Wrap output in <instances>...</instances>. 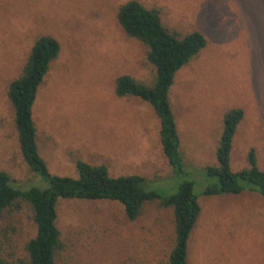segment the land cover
Wrapping results in <instances>:
<instances>
[{
    "label": "rangeland",
    "instance_id": "rangeland-1",
    "mask_svg": "<svg viewBox=\"0 0 264 264\" xmlns=\"http://www.w3.org/2000/svg\"><path fill=\"white\" fill-rule=\"evenodd\" d=\"M123 1L0 0V168L17 184L27 187L39 177L22 154L7 92L40 32L54 33L63 46L35 107L39 151L50 170L75 176L80 157L108 165L114 175L143 174L162 187L173 176L152 107L114 90L118 75L145 84L156 75L146 46L117 20ZM141 1L158 5L178 32L201 29L208 40L177 73L172 89L187 164H216L223 114L242 107L232 168L249 167L254 149L264 169V0ZM200 201L190 264H264L263 196L246 190L201 195ZM24 207L21 240L36 231ZM172 219L171 209L154 203L130 221L118 201L61 200L65 249L58 264H161L174 238Z\"/></svg>",
    "mask_w": 264,
    "mask_h": 264
},
{
    "label": "trees",
    "instance_id": "trees-1",
    "mask_svg": "<svg viewBox=\"0 0 264 264\" xmlns=\"http://www.w3.org/2000/svg\"><path fill=\"white\" fill-rule=\"evenodd\" d=\"M117 20L127 36L146 46L147 59L156 75L151 84L129 74L118 75L115 93L121 98H139L152 107L173 176L162 187L143 174L114 175L108 165L92 164L80 157L75 160V176L50 170L39 151L35 107L63 46L52 32L35 34L7 94L22 154L39 179L23 187L0 168V264H58L65 249L58 224L59 204L64 199L118 201L130 221L136 220L150 203L171 209L174 238L161 264H190L191 242L202 213L201 195H238L251 190L264 197V169L258 165L254 149L249 152V167L234 170L231 165L234 140L245 117L242 107H232L223 114L216 164L197 168L185 160L172 89L177 73L207 46L205 33L201 29L178 32L165 22L158 5L148 7L141 0L123 1L118 6ZM23 207L36 230L25 240H21L20 232L23 218L18 217Z\"/></svg>",
    "mask_w": 264,
    "mask_h": 264
}]
</instances>
